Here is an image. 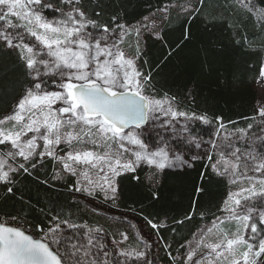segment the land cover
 <instances>
[{"label":"snow or ice","instance_id":"1","mask_svg":"<svg viewBox=\"0 0 264 264\" xmlns=\"http://www.w3.org/2000/svg\"><path fill=\"white\" fill-rule=\"evenodd\" d=\"M199 3L188 0L177 5L178 15L192 16ZM162 11L166 17L168 9ZM112 21L114 27L89 19L81 0H0V47L18 54L28 77L15 107L0 117V148L7 150L0 152V183L10 185L13 174L29 173V167L35 169L50 158L62 166L63 174L77 178L70 190L88 197L102 194L105 201L114 203L116 177L133 173L142 164L161 172L192 168L194 161L206 158L217 175L231 177L233 184L244 183L224 201L222 212L227 215L216 217L212 227L201 229L193 242L181 245L185 251L179 258L169 252L171 261L264 264V120L256 126L260 134L254 131L249 136L238 130L221 137L217 132L207 141L195 135L192 122L208 125L206 116L174 108V97L156 99L144 94L152 77L136 66L139 38L143 31L159 32L155 17L139 26L117 23L115 16ZM133 33L137 53L128 56L121 45ZM259 77L264 84V66ZM258 115L264 118V106ZM155 121L171 129L183 147L162 135L149 144L147 125ZM219 128H224L223 123ZM240 142L246 147L241 148ZM205 144L219 157L194 151ZM7 190L11 193L12 187ZM17 219L11 217V221ZM121 219L127 221V217ZM226 221L235 222L234 232L217 229ZM24 223L0 222V264H154L147 251L122 249L129 239L127 232L111 241L116 252L109 253L101 227L71 223L55 214L47 230L40 229L43 238L34 239L26 234ZM147 223L158 229L157 223ZM210 234L215 242L206 241Z\"/></svg>","mask_w":264,"mask_h":264},{"label":"trees","instance_id":"2","mask_svg":"<svg viewBox=\"0 0 264 264\" xmlns=\"http://www.w3.org/2000/svg\"><path fill=\"white\" fill-rule=\"evenodd\" d=\"M185 1L81 0V6L98 25L114 27L113 16L117 23L130 25L166 5ZM253 2L264 9V0ZM196 7L187 18L170 10L156 36L143 35L138 63L141 72L152 77L144 94L174 97L182 110L206 116L209 127L223 123L233 129H247L257 115L254 84L264 55V24L236 0H200ZM136 45H128V51H137ZM27 80L18 54L0 47V117L11 110L28 86ZM192 127L194 134H209L204 126ZM208 164L202 158L194 161L192 168L165 169L153 176L146 167H138L133 173L116 177L117 199L109 202L108 208L146 225L157 238L156 257L161 264H173L168 253L177 258L182 255L185 249L181 245L223 208L228 185ZM29 173L21 170L13 174L12 184L0 183V217L15 216L16 223L24 221V230L36 238L43 232L40 229L47 230L55 214L71 223L101 227L108 238L127 232L125 223L91 215V208L73 197L71 179H54L50 158H45L42 166L29 167ZM8 187H12L11 193ZM186 216L192 219L185 220ZM148 220L157 223L158 229H151ZM181 220L184 223H177ZM127 234L129 239L133 236Z\"/></svg>","mask_w":264,"mask_h":264},{"label":"rangeland","instance_id":"3","mask_svg":"<svg viewBox=\"0 0 264 264\" xmlns=\"http://www.w3.org/2000/svg\"><path fill=\"white\" fill-rule=\"evenodd\" d=\"M191 2L194 3L195 0H191ZM236 2L239 5H241L242 7H244L247 11H249L250 13H252L254 15V17L258 21L263 22V24H264V9L256 6L254 4L253 0H236ZM187 3H188V0L185 1L184 3L178 4V5H185ZM165 8L168 9V12L171 10L174 13H178L177 4L166 5V6L162 7L161 9H159L157 11H154L153 13L145 16V17H148L149 18L148 21H145V19H144L145 17H143L140 20H138L137 22H135L133 24H130V25L131 26H139L140 23H149L152 20V18L155 17L158 26H160L161 21H163L165 19V16H164L163 11H162ZM127 25H129V24H127ZM151 33L152 32H149V31H143L142 32V35L139 38V43L142 40L143 35H145V34H151ZM153 34H155V33H152V35ZM154 36H156V34ZM136 41H137V39H136L134 33L130 37H125V41L121 45V47L124 49V51L126 52V54L128 56H134V55H136L137 51H128V49H127V46L128 45L131 46V47H134V45L137 44ZM136 66L140 70L139 63H138V59L136 60ZM262 66H264V55H263L261 67ZM259 79H260V77L257 78V80H256V82L254 84V90L256 92L257 115L254 118L253 125H252L253 128L251 130H249V127H247V129L242 130L240 128L233 129V128L228 127V126H224L223 129H220L219 128L220 123H218L216 125V127L215 126L209 127L210 124L205 125V124L201 123L200 121H193L192 122V125L193 124L194 125L199 124L201 126H204V127H206L208 129V133H209L206 136L203 133H201V134L195 133V135H198L203 140L207 141L210 138L214 137V135L217 132H219V135L221 137H223L225 134H235V133H237L238 130H242L244 133L248 134L249 136L254 131L257 132V134H260L257 131V127L256 126L257 125H260L262 123V120H264V118H261L258 115V109L261 108L262 106H264V84H261L259 82ZM145 95L150 96V97H154L156 99H164L165 98V96L162 97V98H157L156 96H154V94L152 92H150V93L148 92V94H145ZM15 103H16V101L14 102L11 110L15 107ZM173 107L174 108H177L180 111L186 112V111L182 110L181 108L177 107L174 102H173ZM11 110L8 113H10ZM188 114L191 115L190 113H188ZM164 119H165L164 117H161V120H164ZM147 128H148V133L146 134V136H147V142L149 144H152L153 142H156L157 141V137L160 136V135H162L166 139H168L170 143L175 144V146L183 147V143L181 141L176 140V138L174 136H172L171 129L165 128L164 125H162L160 123V121H155L154 123L153 122H150L147 125ZM239 146L241 148L246 147V145L243 142H240L239 143ZM61 147H63V145ZM88 147H91V146H88ZM66 150L67 149H65V151ZM3 151H7V150L0 148V152H3ZM194 151H197L199 153L208 152L210 155H213L214 159H216V158L219 157V153H213L208 148L207 144H205V146H203L201 149L194 150ZM60 154L62 155L63 152H61ZM52 162H53L54 170H55L54 179L59 180V181H63L65 178H69V179L72 180V185L75 184V181L77 179L76 177H69L68 175L63 174L62 173V166L59 165L57 162H55L53 160H52ZM9 163H12V161H9ZM140 167H146L148 169V171L150 172L149 176H153L156 173V170L155 169L150 168L147 165H143L142 164ZM166 169H179V167L166 168ZM58 173L61 174L60 175V178H55ZM250 175H251V173H250ZM217 176H219V175H217ZM219 177L225 180V182L227 183L228 188H229L228 194H227L225 200L228 198V195L230 193L235 192V191H238V184L239 183H244L243 181H238V184H233L231 177H226V176L225 177L219 176ZM93 178L94 179H98V177H96V176H94ZM72 195H73L74 198H78V199L83 200L84 203L87 204L91 208L90 209V211L92 213L91 215H98L99 217H102V216L107 217L108 219L111 220L112 223H115V221H120L121 223H118V224L124 225V226L126 224L125 231L130 232V233H133V236L130 239H128L127 241L124 242V244L122 246V249H126V250H129V251H131L133 249L140 250V251H147L148 254H149L148 255L149 260L154 261V264H161L159 262V260L157 259V257H156V255H157V252H156L157 241H156V239L157 238L155 236H153L151 233L148 232V228L146 227L145 224L137 223L132 217L126 215L127 213L124 214L122 212L123 214H116L113 210H111L110 208H108V203L109 202H112V201H105L103 199V195L102 194H98V195H96L94 197H88V196H86V195H84L82 193H78V192H75L74 190H72ZM257 203H258V199H257ZM223 208H224V203H223ZM94 209H95V211H94ZM114 214L117 215V216H114ZM226 215L227 214L224 213V212H222V210H221L216 217L223 218ZM121 217H127V221L125 222L123 219H121ZM216 217H214L211 222L206 223V224H203L197 231H195V233L193 234V237L188 242H193L195 240V238L200 235V230L201 229H206L208 227H212V222L216 219ZM5 221H10L12 223V226H16V224H18V223H16V221H11V219H5L3 217H0V222H5ZM123 223H125V224H123ZM89 226H91V225H89ZM91 227H93V226H91ZM219 228H225L229 232H234L236 230V225H235V222L229 223V222L226 221L224 225H219L218 224L217 225V229H219ZM215 231L216 230H214V232ZM26 232H28V231H26ZM120 232H123V231H120ZM43 234H44V232H42L40 234V237L39 238L42 239L43 238ZM118 234L114 238H112V237L111 238H108V236L107 237L103 236V242L106 243V244H108V252L109 253H115L116 252V247L114 245H112L111 241L113 239H119V235ZM205 239L209 243H212V242H215L216 241L215 235H212V234H210L209 236H207ZM146 245H149V247H146ZM111 258L112 257L110 256L109 259H111ZM128 264H132V262L129 261Z\"/></svg>","mask_w":264,"mask_h":264},{"label":"water","instance_id":"4","mask_svg":"<svg viewBox=\"0 0 264 264\" xmlns=\"http://www.w3.org/2000/svg\"><path fill=\"white\" fill-rule=\"evenodd\" d=\"M26 232V231H25ZM26 234H28V235H31V234H29L28 232H26ZM34 239H41V238H36V237H34L33 235H31Z\"/></svg>","mask_w":264,"mask_h":264}]
</instances>
